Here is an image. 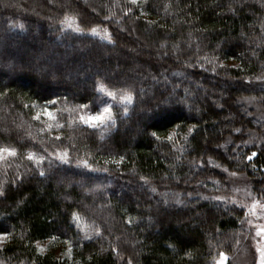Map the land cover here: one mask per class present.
I'll list each match as a JSON object with an SVG mask.
<instances>
[{
    "label": "trees",
    "instance_id": "obj_1",
    "mask_svg": "<svg viewBox=\"0 0 264 264\" xmlns=\"http://www.w3.org/2000/svg\"><path fill=\"white\" fill-rule=\"evenodd\" d=\"M68 16L108 27L112 42L64 31ZM263 78L264 0H0V147L17 150L0 163V264L233 253L245 210L213 196L228 186L212 163L264 197L263 125L241 102L264 95ZM108 92L131 99L107 128L85 125L81 106L100 111ZM46 107L51 123L37 119ZM48 239L72 257L41 252Z\"/></svg>",
    "mask_w": 264,
    "mask_h": 264
},
{
    "label": "rangeland",
    "instance_id": "obj_2",
    "mask_svg": "<svg viewBox=\"0 0 264 264\" xmlns=\"http://www.w3.org/2000/svg\"><path fill=\"white\" fill-rule=\"evenodd\" d=\"M66 19H70L72 26L69 27L67 24L63 23L64 31L85 33L92 36H96L103 41L112 42L111 30L108 27L96 26L91 29L85 30L80 26L78 20L75 17L68 16L64 19V21ZM77 28H79L80 30L77 31ZM93 29H95V32H93ZM129 38L131 40L130 41L131 44L135 45L137 49V47L139 46L138 41L133 40L132 37ZM143 48L150 49L151 47L143 45ZM131 50L133 51L132 52L133 55L135 54L137 55L138 52L134 51V49ZM102 54L105 57H107V54L105 53ZM32 62L35 63L34 60ZM133 64L134 67H137L138 65V63H135V61H133L132 65ZM231 64L235 65V63H231ZM65 80L70 81L71 79L65 78ZM125 97H129V96H125ZM125 97H121L120 99L119 98L117 99L114 95L113 96L108 95V102L104 107L106 106L111 107L112 119L107 120L105 123L100 124L96 127L107 128L110 124L114 122L115 114L113 110V105L117 102L122 103L123 100H127V101L130 100V99H125ZM241 102L243 103L244 110L250 112V114L253 115L258 122L262 123L263 131L254 132L253 135L254 137H256L259 143H264V95H258L256 97L244 96L241 97ZM52 112L53 114L55 113V111L53 110ZM81 114H84V112H81L80 115ZM41 116L43 120L48 123H51L54 120V118H50L48 116H44V115ZM8 156H9L8 154H5L4 159L0 160V163L2 161H5L8 158ZM212 164L215 168H218L219 171L225 174L227 180L226 183L228 186L227 189L215 191V193H213V196L216 199L222 200L228 204L239 205L245 210L243 230L237 237V245L234 252L231 254H227L226 264H258V256H259L258 249H264V237L257 236L256 229L257 226H264V197L256 193L253 187V182H252L253 180L247 173L230 171L228 168L224 166H219L218 164L215 163ZM254 201H259V203L256 204L255 208L253 209L252 206ZM249 221H251V223H249ZM8 240H9V235L6 237H0V246L5 245L8 242ZM37 246L41 252H45L46 250H51L54 251V253L57 256L72 257L73 249L71 245L68 242H64L60 239L57 240L48 239V240L38 241ZM220 258L221 257L219 255L216 258L214 264H217ZM128 264H131V262H129Z\"/></svg>",
    "mask_w": 264,
    "mask_h": 264
},
{
    "label": "snow or ice",
    "instance_id": "obj_3",
    "mask_svg": "<svg viewBox=\"0 0 264 264\" xmlns=\"http://www.w3.org/2000/svg\"><path fill=\"white\" fill-rule=\"evenodd\" d=\"M137 0H132V3H136ZM62 23L67 24L69 27H71V22L70 19H66L65 21H62ZM22 27V25H21ZM80 29L77 28V31H79ZM93 32H95V29H93ZM101 88H104L105 86L103 84L100 85ZM109 96H113L114 93L112 92H108ZM125 99H131V97H125ZM83 109H85L84 114H81L79 119L88 126H91L93 128H95L96 126L105 123L107 120L112 119V112H111V107L110 106H106L104 107L102 110L100 111H95V112H88V105H83L81 106ZM125 111H127V109H125ZM41 115L44 116H48L50 118H54V114L52 112V110L50 108H44L42 109V112L37 114V119L40 118ZM49 127H51V125H49ZM237 132L240 131V129L236 130ZM55 139L59 140L60 137H55ZM17 150L15 148L12 147H0V160L4 159L5 154H8L9 156H15L16 155ZM261 153H264V149H261ZM258 155L257 152H252L250 156H247V160L251 161L253 157H256ZM43 158H41L42 160ZM68 157L66 156H61V160H65L68 161ZM39 163V161H38ZM78 163L87 166L89 168H91V164H89L87 159L78 161ZM264 191V190H262ZM259 201H254L253 202V209L255 208L256 204H258ZM249 223H251V221H249ZM256 234L257 236H261L264 237V226H257L256 229ZM9 233L5 230V231H0V237H6L8 236ZM259 252V256H258V264H264V249H258ZM220 259L217 262V264H226V260H227V254L226 253H220Z\"/></svg>",
    "mask_w": 264,
    "mask_h": 264
}]
</instances>
